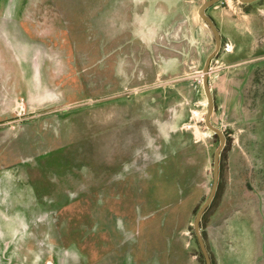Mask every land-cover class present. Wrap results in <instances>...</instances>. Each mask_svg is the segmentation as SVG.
Masks as SVG:
<instances>
[{
  "label": "rangeland",
  "instance_id": "rangeland-1",
  "mask_svg": "<svg viewBox=\"0 0 264 264\" xmlns=\"http://www.w3.org/2000/svg\"><path fill=\"white\" fill-rule=\"evenodd\" d=\"M3 1L0 79L7 86L0 84V123L14 126L34 116L0 141V167L22 173V207L33 220L13 230L20 232L14 264L43 258L64 264L66 244L77 254L65 264H81V257L105 264L110 254L119 255L112 249L125 229L133 241L139 235L135 264H149L166 247L160 264H202L193 255L195 239L183 236L210 193L218 145L204 125L206 100L198 85L213 48L196 14L202 0H12L8 18ZM229 15L224 9L223 21ZM244 37L248 46L251 38ZM261 37L263 55L264 29ZM10 41L41 49L36 91L18 73ZM220 62L211 69L217 100L211 124L227 135V145L202 229L215 264H264V61L254 65L262 77L256 89L257 72L227 69L226 52ZM23 68L29 76L22 61ZM26 154L42 165L23 170ZM39 185L68 205L41 215L34 201ZM139 209L155 213L135 228Z\"/></svg>",
  "mask_w": 264,
  "mask_h": 264
},
{
  "label": "flooded vegetation",
  "instance_id": "flooded-vegetation-1",
  "mask_svg": "<svg viewBox=\"0 0 264 264\" xmlns=\"http://www.w3.org/2000/svg\"><path fill=\"white\" fill-rule=\"evenodd\" d=\"M1 2L2 0L0 1V3ZM15 4L13 3L12 0L3 1V6H4L3 7L4 14L2 16L3 18L11 17L12 12L15 11L14 10ZM224 9H226L228 13L230 14L229 15L230 18H228L227 21H223V10ZM19 10L22 11V5ZM236 10H238L241 16L235 15ZM196 14H197L199 21L202 24V27L204 28L208 36L211 37L212 42H213L212 50L209 52V54L206 56V58L203 61L202 80L198 81V85L201 88L204 94L205 100H206V114H205V118H206L207 110H208V101H207V97L204 92V76L206 75L208 87H209V91H210V95L212 99V112L209 117V124L213 128L217 129L224 138V146L219 154V175H218V182H217V187H216V191H217L218 184L220 182V159L227 145V142H226L227 135L222 130L214 127L211 124V118L213 114H215V108H217V100L210 86V83L212 80L211 69L214 66H218L222 64V62H220V57L223 52H226L227 53V63L226 64L228 65L227 69L229 68L232 71H236L237 68L238 69L245 68L249 73H253L254 71L257 72L255 74L256 76H255V83H254V88L255 89L257 88V80L259 78L262 79V77L259 76L258 74L259 68H255L254 65L264 61V54L260 55L259 50L257 48L258 46H260L259 45L260 41L263 39V37H261V31L264 29V0H202L201 3H199L198 5ZM227 15H225V17H227ZM245 35L251 38V41L248 46H246L245 41L249 39L247 37H244ZM10 45H12V47L14 48L16 56L19 60V62L16 64H19L21 67V70L18 73L22 74V78H24L25 83L28 84L26 88L30 89L31 91H34V90L36 91L37 87L41 83V78H42L41 61L43 58V54L41 53L42 52L41 49H38V46L36 45H31V46L27 45L28 48L24 46L22 48V43L19 45L17 41L11 42ZM22 61L27 64V67H29V69H31V74L29 76H25L26 73H25L24 68L22 70ZM205 68H206V74H204ZM2 79H0V84H4V81ZM4 85L7 86L6 84ZM20 85L22 86V80H21ZM21 90L22 89L20 88L19 91ZM4 91H5V88H4ZM20 97L22 99V94ZM24 117H20L19 118L20 123L14 126L3 125V123H6V122H3L2 124L0 123V141H4L9 136L16 134L15 132L18 129L21 132L22 120L23 121L29 120V119H32L34 116L33 117L30 116L31 118L29 117V119H25ZM205 118H204V125L206 127ZM16 121H18V119L17 120L10 119V121L7 123H10V122L15 123ZM11 128L12 130H14V132L13 133L7 132L8 129H11ZM206 129L210 132V134H212V136H214L217 139L218 141L217 148H218L219 146L218 136L214 132L209 130L207 127ZM22 138H23V135H22ZM22 151L28 153L29 155H32L31 152L25 148H22ZM28 154L22 157L23 170L25 168H29L30 166L40 167V165H42L40 161V157L29 158ZM257 154H258V157H260L259 151L257 152ZM46 156H49V155H46ZM49 164L58 165V161L55 159H52L51 162L49 160ZM83 164L85 163L83 162L80 163V165H83ZM72 169L74 168L72 167ZM17 171L18 170L11 171V168L6 169L4 167H0V264H14L16 256L14 257L11 254V251L13 249L12 244L17 242V240L19 239V236H20L19 234L22 230V226L28 225L33 221L32 218L30 217L31 212L25 207H22V173L19 174V172ZM56 172L57 170L53 167V173L51 174H55L54 176L57 177ZM212 183H213V162H212ZM212 183H211V187H212ZM45 190L46 189H44V187L41 188V186L39 185L38 187L35 188V191H34L35 197L38 198V201L34 199L35 206L38 209L43 210V211H40L41 215H46V213L53 214L58 209H61L62 207H65L66 205H68L69 203L68 200L62 201L60 204L58 197L53 198V194L48 195ZM216 191L214 193V196L216 194ZM66 193H69V191H66ZM214 196L212 198V201L214 199ZM210 204L208 205V207L210 206ZM208 207L205 209V211L203 212L201 216V219L199 222V234L201 236L204 249L208 257V264H215L213 261V258L210 255V252H209L206 240H205V233L202 229L203 218L205 216V213ZM140 211L141 209H139L136 212V221L135 223H133V225H135V228H139L140 224H142L147 219L149 220L155 213V211L153 210V212H148L146 214H140ZM35 219H38V218H34V220ZM141 219H145V220L141 222ZM106 220H107V213L104 212L101 214L99 218V222H98L99 226H101L102 228L107 226L108 223ZM194 220H193L192 226L191 224H189V228L185 233H183V236H185V238L191 239L192 237L193 239H195L197 250L195 251L193 255L196 258H198V260H200L202 264H207L205 257L200 249L197 236L194 230ZM114 225H115V229L117 228V233L115 232L116 237H113L112 239L115 241L118 239V237L121 234L119 233V229L122 231L123 222L122 221L118 223L116 222L114 223ZM16 229H20V232H13V230H16ZM100 230L101 229L99 228V231ZM125 230L122 231L123 241L120 240L118 245L112 249L113 252H117L116 254L119 253V255L113 256L110 254L109 257H106L104 259V260H107V262H104L105 264H135L134 261H132L133 260L132 254L134 255L135 247L139 243V235L138 236L135 235L137 239L133 241L132 238L128 236V232L131 230L129 231L128 230L125 231ZM127 243L131 244V246H126ZM14 248L16 249V245ZM64 248L66 249L63 250ZM64 248H62L61 257H63L66 263L68 260L67 255L69 257L74 254H77V251L74 248L73 244H70V245L66 244L64 245ZM102 248L107 249V247H105V243L104 244L102 243ZM166 248L160 250L157 254H153L155 256L152 257V259L150 258L151 260L149 259L150 261L149 264H160V261L162 262L165 261L166 257L164 260H162L161 256ZM104 254L106 255V253ZM80 259H81V264H87V261L84 260V257H81ZM47 260L48 259L46 258H43V260L40 259L39 264H57V262L54 261V259H50V261H47Z\"/></svg>",
  "mask_w": 264,
  "mask_h": 264
},
{
  "label": "water",
  "instance_id": "water-1",
  "mask_svg": "<svg viewBox=\"0 0 264 264\" xmlns=\"http://www.w3.org/2000/svg\"><path fill=\"white\" fill-rule=\"evenodd\" d=\"M204 74H206V68L204 69ZM204 92L205 95L207 97V101H208V110H207V115L205 118V124L206 127L211 130L212 132H214L218 138H219V146L216 149V151L214 152V156H213V183H212V187H211V191L210 194L206 200V202L204 203V205L200 208V210L198 211L195 220H194V230L197 236V240L200 246V249L205 257V260L208 264V257L206 255V251L204 249V245L201 239V236L199 234V222L201 219V216L203 214V212L205 211V209L208 207V205L210 204V202L212 201V198L214 196V193L216 191V187H217V182H218V175H219V154L221 152V150L223 149L224 146V138L222 136V134L215 128H213L210 124H209V117L211 115L212 112V99H211V95H210V91H209V87H208V82H207V78L206 75L204 76Z\"/></svg>",
  "mask_w": 264,
  "mask_h": 264
}]
</instances>
